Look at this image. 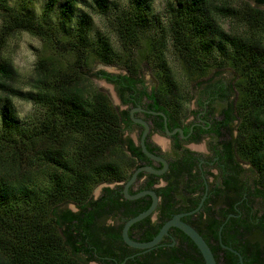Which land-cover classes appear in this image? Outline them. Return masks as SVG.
<instances>
[{
  "label": "trees",
  "instance_id": "trees-1",
  "mask_svg": "<svg viewBox=\"0 0 264 264\" xmlns=\"http://www.w3.org/2000/svg\"><path fill=\"white\" fill-rule=\"evenodd\" d=\"M166 1L170 14L167 43L176 50L186 72L202 81L212 67L207 58L218 56L219 67L229 65L238 76L232 86L239 93L237 100L212 122L232 161L230 146L234 145L237 192L244 189L239 181L245 175L238 161H247L254 172L246 189L248 197L252 204H257L258 199L264 204V0H254L257 6L249 3L239 8L218 6L211 0ZM92 2L96 6H86L94 7V13L107 11L106 0ZM59 3L48 0L45 12L54 10ZM150 4L151 0H128V5L116 14L113 30L124 47H133L145 37ZM3 5L0 264H86L90 260L86 235L108 202V194L95 201L91 199L92 192L99 184L127 178L136 163V148L123 137L124 116L91 81L92 63L114 64L119 56L108 36L97 33L95 39L90 38L93 16L83 12L75 17L76 0L62 2L60 20L48 25ZM220 16L243 22L254 35L228 33L218 22ZM71 22L73 26L68 28ZM21 31L45 42L25 85H20L19 72L4 52L9 37ZM146 38L150 50L166 47L160 36ZM98 73L115 83L121 93L147 92L146 88H138L143 80L136 78L134 70V78L104 70ZM162 73L169 83L171 72L164 67ZM206 86L201 105L207 95L228 98L225 87L214 82ZM149 97L158 108L180 120L178 109L184 104L183 97L172 96V90L163 87H155ZM14 98L39 110L26 124L14 119ZM191 170L190 164L183 166V174L175 176L169 187L180 191L192 187L198 176ZM69 204L77 205L79 212ZM259 213H249L236 223L235 245L243 254L244 264H264V240H255L259 232L264 235V212ZM176 250L174 256L160 257L152 264H199L198 258L186 259L188 247L184 241ZM236 261L237 257L227 264H238Z\"/></svg>",
  "mask_w": 264,
  "mask_h": 264
},
{
  "label": "flooded vegetation",
  "instance_id": "flooded-vegetation-1",
  "mask_svg": "<svg viewBox=\"0 0 264 264\" xmlns=\"http://www.w3.org/2000/svg\"><path fill=\"white\" fill-rule=\"evenodd\" d=\"M113 84L119 93L118 111L125 119L124 132L127 131V135L123 133V137L126 143L131 141L136 148L137 154L134 156L136 163L130 168L127 178L104 183L98 197L92 196L91 198L99 201L108 194V202L103 207L105 210L95 217V224L90 227L89 234L86 235L90 250L89 256L87 255L90 260L87 262L93 264H152L160 257L174 256L179 244L184 241L188 247L186 259L198 258L199 264H205L194 242L177 227H170L161 241L148 249L134 247L123 238L122 229L126 221L147 210L154 200L153 195L147 193L137 198L126 197L125 184L141 167L148 166L156 170L164 167L161 161L150 158L142 149L141 137L145 126L136 121L142 120L149 125L145 137L146 148L152 154L164 159L168 167L159 174L142 170L129 186L128 193L131 196L150 191L158 198L155 211L129 228V237L138 243L151 241L168 220L180 215V219L194 227L208 243L218 264L220 262L227 264L235 257H237L236 263L240 264L239 256L233 250L241 254L244 264L243 254L235 245L236 223L249 213L252 215L258 207L257 204H252L246 190L249 189L253 177H248L250 179L246 180L247 168L244 164L249 166L250 164L247 161H238L245 175L239 181L244 189L237 192L234 162L237 158L234 145L230 146V151H233L232 161L228 152L220 144L221 139L214 130L213 119L229 107L215 108L213 103L219 97L207 95L205 98L204 96L205 101L202 105L200 104L201 99L199 100L200 110L193 112L194 121L187 123L174 118L166 110L154 105V101L149 97L152 91L121 93L117 85ZM159 113H163L164 116ZM166 126L170 133L167 132ZM154 134L161 140L153 139ZM200 142H204V149L202 152H196L192 148ZM174 164L177 166L175 167ZM187 164L192 166V173L198 176L194 177V185L181 191L169 187V183L176 179L175 176L183 174L181 168ZM177 169L178 171H174ZM200 204V208L194 211ZM73 205L76 208L73 211L79 212L78 206ZM167 208H169L168 211ZM210 218L214 219L213 223L210 222L212 220ZM257 237L256 241L264 240L262 232H259ZM175 264L188 263L177 261Z\"/></svg>",
  "mask_w": 264,
  "mask_h": 264
},
{
  "label": "rangeland",
  "instance_id": "rangeland-1",
  "mask_svg": "<svg viewBox=\"0 0 264 264\" xmlns=\"http://www.w3.org/2000/svg\"><path fill=\"white\" fill-rule=\"evenodd\" d=\"M60 3L55 9L49 13L45 12L48 0H0V29L3 23V18L6 13L4 5L7 7H14L15 9L28 14L36 20H40L45 25L54 24L60 20L59 9L62 6V2L65 0H58ZM214 4L226 5L233 8H239L245 6V4H251L257 6L254 0H211ZM96 6L92 0H76L74 5V16L77 17L80 13H90L93 16V32L90 34L91 39L97 37V33L108 36L112 46L118 53L117 63L114 64H102L99 62L92 63L91 68V81L93 86L106 93L114 107L118 109L119 106V93L116 86L109 82L103 75L98 73L100 70H104L112 75H123L130 78H134L133 70L138 73L136 78L143 80L142 85L139 87L146 88L152 91L155 87H163V89L172 90V96H179L184 98V104L178 109L180 110V120L184 122H192L195 119L193 112L200 110L199 100L203 98V91L206 89L208 83H217L218 86H224L228 91V98H218L213 103L215 108L220 109L223 106H229L230 102H235L238 97V91H235L232 86L238 79L236 72L229 66L219 67L220 58L218 56H209L207 60L211 63L210 74L202 81L196 80L195 77L189 75L183 67L182 61L176 50L173 49L170 42L167 43V26L169 24V5L166 0H151L150 11L147 18L146 33L140 39V42L133 47L123 46V43L119 41L113 28V21L116 14L128 5V0H106L107 11L105 13L96 14L94 7L86 6L91 4ZM264 9V6H261ZM219 24L228 33L242 32L252 33L248 25L241 21H236L232 18L218 17ZM73 26V22L68 25V28ZM156 35H155V34ZM253 34V33H252ZM254 35V34H253ZM149 36H160L166 43V47L159 46V48L150 50L147 46V38ZM153 38V37H152ZM45 42L32 35L27 31L17 32L9 37L7 45L5 47V55L9 57L13 65L19 72L20 85H25V82L33 74L35 63L38 56L43 52ZM160 49V50H159ZM162 51V52H160ZM161 55V57H159ZM163 58V59H161ZM171 72L170 82H167L166 75H163L164 69ZM168 78V79H169ZM208 82V83H207ZM165 84V85H164ZM178 101V99H176ZM12 110L14 111V119L19 124H26L32 117H34L39 110H37L33 104L20 100L13 99ZM219 111V110H218ZM41 112V111H40ZM236 124V123H234ZM127 135V131L124 132ZM235 134V132H234ZM135 138V134H133ZM153 139H160L156 134L153 135ZM204 142H200L197 146H194L196 152L203 151ZM247 168L246 179L253 177V171L248 164H244ZM103 184L96 186L92 192L94 198L98 197ZM72 210H76L73 204L68 205ZM257 207L260 213L264 212V204L260 199L257 200ZM86 264H93L87 262Z\"/></svg>",
  "mask_w": 264,
  "mask_h": 264
},
{
  "label": "water",
  "instance_id": "water-1",
  "mask_svg": "<svg viewBox=\"0 0 264 264\" xmlns=\"http://www.w3.org/2000/svg\"><path fill=\"white\" fill-rule=\"evenodd\" d=\"M159 114L164 116L163 113H159ZM136 121L142 123L145 126V130H144V132L142 134V137H141V146H142V149H143L144 153L147 156H149L150 158H153V159L161 161L164 164V167L161 170H156V169H154L152 167H148V166L147 167H141V168L137 169L133 173L131 179L125 184L124 192H125L126 197H128V198H137V197H140L141 195L147 193V194H152L153 197H154V200H153V203L151 204V206L147 210L141 212L137 216H135V217H133V218H131V219L126 221V223L124 224L123 229H122V234H123L124 240L128 244H130V245H132L134 247L148 249V248H151V247H154L155 245H157L161 241L163 236L168 233V230H169L170 227H177L180 230H182L194 242V244L199 249L201 255L203 256V258L205 260V264H218V262H217V260L215 258V255H214L212 249L210 248V246L208 245V243L204 240V238L200 235V233L194 227H192L191 225H189V224L185 223L184 221H182L180 219V215H177L174 218L168 220L161 227V229H160L159 233L157 234V236L154 239H152L151 241L144 242V243H138V242L133 241L129 237V234H128L129 228L134 223H136L138 221H141L144 218H146L147 216L151 215L155 211V209L157 207V203H158L157 196L153 192H150V191L142 192V193H139V194L134 195V196L129 195V193H128L129 186L134 182V180L136 179L138 173L140 171H142V170H146V171L151 172V173L159 174V173L164 172L167 169V167H168V164H167V162L164 159L152 154L146 148L145 137H146V135L148 133L149 125L145 121H142V120H136ZM165 125H166V123H165ZM166 130H167L168 133H170L168 128H167V126H166ZM181 132H182V130H181ZM200 206H201V204L194 211H197L200 208ZM233 252H235L239 256L240 264H243V259H242L241 254L239 252H237L236 250H233Z\"/></svg>",
  "mask_w": 264,
  "mask_h": 264
}]
</instances>
